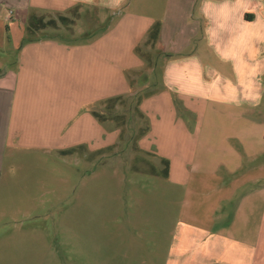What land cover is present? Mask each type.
Masks as SVG:
<instances>
[{
  "label": "crops",
  "instance_id": "obj_1",
  "mask_svg": "<svg viewBox=\"0 0 264 264\" xmlns=\"http://www.w3.org/2000/svg\"><path fill=\"white\" fill-rule=\"evenodd\" d=\"M109 3L0 0V34L11 35L14 23L21 33L15 37V68H0V131H15L9 141L0 138V173L10 145L75 148L90 160L108 156L121 131L96 113L115 116L111 111L122 103L109 109L108 99H124L135 82L147 79L146 86H153L137 97L149 121L142 150L153 152L161 165L167 159L169 176L163 178L176 177L182 184L189 171L179 158L196 159L198 168L211 171L198 169V199L189 203L190 213L172 235L165 264H264V0H195L197 6L186 15L194 28L186 38L178 29L164 41L165 18L131 12L81 41L42 35L49 28L60 30V23L28 35L32 12L49 20L78 9L80 21L86 10L113 11L116 6ZM158 21L159 38L147 45ZM140 44L154 55L149 72L136 51ZM180 107L198 115L197 141H188L190 126Z\"/></svg>",
  "mask_w": 264,
  "mask_h": 264
},
{
  "label": "rangeland",
  "instance_id": "obj_2",
  "mask_svg": "<svg viewBox=\"0 0 264 264\" xmlns=\"http://www.w3.org/2000/svg\"><path fill=\"white\" fill-rule=\"evenodd\" d=\"M109 4L116 6L113 11H84L73 26L75 36L61 22L60 30L49 28L42 35L51 33L81 41L103 32L108 24L129 12L165 18L163 23L168 27L164 41L178 29L186 38L191 34L189 29L194 28L193 19L186 15L197 6L195 0H110ZM20 34L16 23L11 35L0 34V68H15L19 52L15 37ZM140 47L151 50L144 44ZM142 58L146 62L143 69L149 72L148 59ZM156 74L160 75L159 70ZM141 82H135L125 102L111 111L115 116L125 115V124L121 119L109 120L108 126L121 132L108 156L96 154L90 160L79 152L5 147L0 173V264H165L172 235L181 218L190 213L189 203L198 199V169L211 171L198 168L196 159L185 162L182 158L177 160L182 169L186 165L189 171L187 183L143 171L152 163L159 168L165 164L140 146L145 136H140V127L149 125V121L135 109L140 102L137 97L153 86H146L147 79ZM178 110L190 126L188 141H197L198 115L184 107ZM14 132L7 127L0 131V138L9 141ZM135 141L136 149L141 150L135 149ZM143 144L149 147L151 141ZM254 222L252 229L256 228Z\"/></svg>",
  "mask_w": 264,
  "mask_h": 264
},
{
  "label": "trees",
  "instance_id": "obj_3",
  "mask_svg": "<svg viewBox=\"0 0 264 264\" xmlns=\"http://www.w3.org/2000/svg\"><path fill=\"white\" fill-rule=\"evenodd\" d=\"M72 16H67L64 14L59 13L58 15V19H49L46 20V18L44 16H39L36 14V12H32L30 13V17H29V23H28V33L29 34H34L37 30L43 29V28H47V27H53V28H59V23L61 22L62 24H65L69 31L71 33H74V25L76 24L77 19L80 17V13L78 11V9H73L71 12ZM160 30H161V23L158 21L156 22L152 28L150 29V33H149V38L146 41V44H152L154 45L156 43V41L159 38L160 35ZM136 51L144 56L145 58H147L150 63L152 61V57L151 54L148 52H145L142 47H140L139 45L136 47ZM123 103L125 102V100L118 96V97H113L108 99L107 101V107L109 109H114L117 103ZM137 107L139 108V103L137 104ZM136 107V110L138 112V114H141L143 116V113L141 112V110H139ZM96 116H98L100 118L101 121H105L108 119H112V120H120L124 123L125 120V115H117V116H107V115H102L100 113H96ZM121 123V122H119ZM125 124V123H124ZM149 131V126L146 125L144 127L140 128V136L145 135L147 132ZM139 136V135H138ZM139 136V137H140ZM135 149H136V141H135ZM76 149H68L65 151H62L64 154H69L74 152ZM136 150H141V149H136ZM149 163H151L150 160H148ZM163 162L165 164V167L163 169L160 170V168H158L154 163H152V166L150 168H145L143 171L146 173H150L153 175H157L160 177H168L169 176V167H170V162L163 158ZM138 167L137 165H135V168ZM134 168V169H135Z\"/></svg>",
  "mask_w": 264,
  "mask_h": 264
}]
</instances>
